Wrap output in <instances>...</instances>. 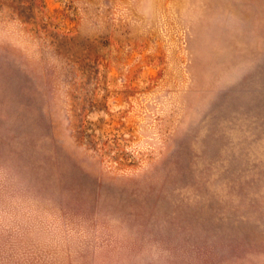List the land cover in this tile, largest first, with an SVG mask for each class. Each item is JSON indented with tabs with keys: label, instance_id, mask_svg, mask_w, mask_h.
Wrapping results in <instances>:
<instances>
[{
	"label": "rangeland",
	"instance_id": "rangeland-1",
	"mask_svg": "<svg viewBox=\"0 0 264 264\" xmlns=\"http://www.w3.org/2000/svg\"><path fill=\"white\" fill-rule=\"evenodd\" d=\"M0 264H264V0H0Z\"/></svg>",
	"mask_w": 264,
	"mask_h": 264
}]
</instances>
